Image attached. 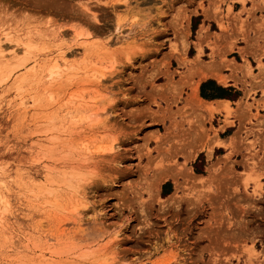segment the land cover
Here are the masks:
<instances>
[{"label": "rangeland", "instance_id": "1", "mask_svg": "<svg viewBox=\"0 0 264 264\" xmlns=\"http://www.w3.org/2000/svg\"><path fill=\"white\" fill-rule=\"evenodd\" d=\"M26 41L47 50L0 83V264H264V0H0V44ZM215 72L237 100L201 97Z\"/></svg>", "mask_w": 264, "mask_h": 264}, {"label": "bare ground", "instance_id": "2", "mask_svg": "<svg viewBox=\"0 0 264 264\" xmlns=\"http://www.w3.org/2000/svg\"><path fill=\"white\" fill-rule=\"evenodd\" d=\"M129 1V0H128ZM131 3V2H130ZM129 3V4H130ZM128 4V3H127ZM121 22V21H120ZM119 23V22H118ZM119 25V24H118ZM118 25H116V28H117V30H119L120 28L118 27ZM221 30H225V26H224V24L223 23H221ZM119 28V29H118ZM204 32H205V30H202V31H200V33H199V36H198V39L199 40H202L201 38L203 37V34H204ZM199 42V41H198ZM25 43V49H24V52H25V54H23L24 55V58L21 60V58H20V55H19V53H17L16 52V50H13V52H11V53H8L5 49H4V47L0 44V83H3V82H5L6 80H8L10 77H12V74L15 72V70L18 68V67H20V66H26L28 63L30 64V61H31V64H32V62H33V65H31V67H30V69L29 70H33L34 69V67H35V64L38 62V57L37 56H35L34 58H32L31 57V55H33L34 54V52L38 49V51L40 50H45L46 49V47L44 46V47H40V49H39V47H37L38 45L37 44H35V43H33V42H31V41H26V42H24ZM200 44H199V50H201L202 49V42H199ZM37 45V46H36ZM91 48H93V45H89ZM47 50V49H46ZM38 51H36V52H38ZM33 53V54H32ZM60 56L65 60V58H64V54L62 55V54H60ZM198 57L197 58H199V55H197ZM199 60V59H198ZM64 65H66L67 66V63L66 64H64ZM57 68H59V65H58V63H57V61H55V63L54 64H52L51 65V67L49 68V74L50 75H53L56 71H57ZM236 69H238L237 68V66L233 69V71L235 72V73H237L236 71ZM233 72V73H234ZM105 72H101L100 73V78L102 77H105ZM209 76H212V77H215L221 84H227L228 83V81H229V79H230V77L229 76H225L224 74H222V73H211V74H207V73H203L202 74V78L200 79V82L202 81V80H204V79H206L207 77H209ZM199 84V83H198ZM192 94H191V96L193 97V99L196 101V102H199L200 103V105H201V107H202V109L205 111V112H208V113H210V114H213L214 112H216L217 110H219V108H224L225 110H230L229 108V106L227 105V104H225V103H228V102H226V101H221V102H219V104H220V106L219 107H217V106H214V104H213V102L211 101V102H207V101H204L200 96H199V94H198V87H196V85H194L193 86V90H192ZM218 140H220V139H218ZM215 143V142H214ZM213 143V144H214ZM216 143H217V141H216ZM232 143H231V141H229V142H226L225 140H220V141H218V145H221V146H225V147H228V146H230ZM118 148V147H117ZM107 149L109 150V151H114V150H116V145H114V144H112L110 147H107ZM211 149H212V147H211ZM194 154V153H193ZM190 156H192V155H190ZM72 174V173H71ZM74 176V175H73ZM205 177H202V179H204ZM49 187V186H48ZM78 189H76V191H77ZM79 192V191H78ZM174 197V196H173ZM80 199H82V198H80ZM6 204V202H5V200H3L1 197H0V212H3V211H5L6 209H7V206L5 205Z\"/></svg>", "mask_w": 264, "mask_h": 264}, {"label": "trees", "instance_id": "3", "mask_svg": "<svg viewBox=\"0 0 264 264\" xmlns=\"http://www.w3.org/2000/svg\"><path fill=\"white\" fill-rule=\"evenodd\" d=\"M200 22L197 19L193 18V31L197 29V25ZM200 95L206 100H215V99H229V100H237L241 93L239 90L235 89L232 86L224 87L218 84L214 79H208L201 84L200 87ZM206 165V158L204 153H201L197 160L194 162L193 166L195 168V172L198 174H203ZM173 191V185L171 181H168L163 184L162 187V195L167 196Z\"/></svg>", "mask_w": 264, "mask_h": 264}, {"label": "crops", "instance_id": "4", "mask_svg": "<svg viewBox=\"0 0 264 264\" xmlns=\"http://www.w3.org/2000/svg\"><path fill=\"white\" fill-rule=\"evenodd\" d=\"M248 3V6L250 5V2L248 1L247 2ZM224 24V23H223ZM211 78V77H210ZM203 81V80H202ZM215 81L218 83V84H220V82L215 78ZM229 82V81H228ZM220 85H222V84H220ZM200 86V85H199ZM223 86H227L226 84H223ZM198 87V86H197ZM223 101V100H222ZM230 101V100H229ZM219 102H221L220 100L217 102L218 103V106L217 107H219L220 106V104H219ZM231 102V101H230Z\"/></svg>", "mask_w": 264, "mask_h": 264}]
</instances>
